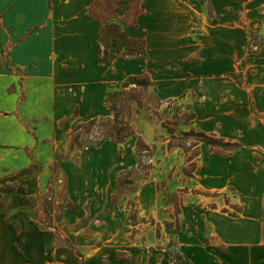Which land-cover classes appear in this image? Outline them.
Wrapping results in <instances>:
<instances>
[{"label": "rangeland", "instance_id": "374dc122", "mask_svg": "<svg viewBox=\"0 0 264 264\" xmlns=\"http://www.w3.org/2000/svg\"><path fill=\"white\" fill-rule=\"evenodd\" d=\"M90 1L0 0V264H264V0H142V56Z\"/></svg>", "mask_w": 264, "mask_h": 264}, {"label": "trees", "instance_id": "16d2710c", "mask_svg": "<svg viewBox=\"0 0 264 264\" xmlns=\"http://www.w3.org/2000/svg\"><path fill=\"white\" fill-rule=\"evenodd\" d=\"M109 1L110 0H108V2L106 3L114 2L115 5H117V7L115 8L113 12L110 11L111 9L107 7L105 9L106 11L103 10V13H100V11L97 10L96 7L94 6L96 5L94 0L92 1L91 6L89 8V12L93 14L100 23V28L97 33V38L105 47L103 54H107L108 40L109 38H111V36H113V38L115 39L130 38L128 37V35L125 34L123 30V26H130L133 28L137 27L138 26L137 17L142 11L139 6L141 0H136L134 4L136 7H135V10L133 9V12L131 10L132 8H134V5H132V7L130 8L128 7V5L131 3V1H135V0H112V2H109ZM103 6H104V3H103ZM127 11L128 13L126 14ZM122 15L123 16L125 15V16L122 18ZM110 20L113 22H110ZM114 21H118V22L114 23ZM130 39H131V42L129 43V46H130L129 50L133 51V53H135V56H142L144 54L145 40H143V38L141 39L130 38ZM98 60L106 61L107 57L104 56L100 59V56H99ZM136 84H138V82H136ZM143 84L144 86H147V87L151 85L148 79H146ZM113 112L116 113L115 108L113 109ZM194 118H195L194 113L190 114L189 119L186 118V122H189V123H185V124H189L188 126H189V129L191 130V133L189 131L180 130L181 134L193 135L195 137L197 144L200 142H204L206 144H209L211 148L215 147V148H220L221 150H226V151H232L235 148H237L238 144L236 142L225 141L222 138L216 137L213 134L205 133L203 130L198 128V125L195 123ZM120 119L121 118H119L118 115H115V116L107 115V116L100 117V118L93 117L87 120L86 122L92 124V126H97V124H99L102 127H104L101 133H99L98 135L99 140L90 141L89 138H85L83 140V139H79L76 136L73 138L72 146L81 147L84 145V143L88 142L91 146L95 147V146H99L102 142H104L107 139H111L119 143L124 142L132 134V129L130 128L129 124L124 119L122 120ZM163 125L166 126V124H163ZM167 129L172 134L173 128L167 127ZM142 146L144 148H142ZM144 149H148V147L147 146L145 147V145L142 143L140 138H138L136 150H137V154L140 155L139 164L143 162V158L145 156L149 155L146 152L145 153L143 152ZM135 216L136 214L135 212H133L132 218H134ZM261 218H262V227L264 229V205H263ZM263 241H264V237H263Z\"/></svg>", "mask_w": 264, "mask_h": 264}, {"label": "crops", "instance_id": "0c3cea01", "mask_svg": "<svg viewBox=\"0 0 264 264\" xmlns=\"http://www.w3.org/2000/svg\"><path fill=\"white\" fill-rule=\"evenodd\" d=\"M92 1L93 0H91L90 1V4H89V6H88V14L90 15V16H92V18L98 23V30H99V28H100V23H99V21L97 20V18L93 15V14H91L90 12H89V8H90V6H91V3H92ZM141 2H142V0H141ZM98 30H97V33H98ZM96 37H97V34H96ZM152 39V38H151ZM226 74L227 75H230V76H232L236 81H237V83L238 84H242L240 81H238L236 78H235V76H234V72H226ZM152 81V80H151ZM248 84V82H246V85ZM154 87H155V90H156V92H157V94H158V89H157V87L154 85ZM184 95H185V93H183V94H181L179 97H183L184 98ZM170 98H173V97H168L167 99H170ZM255 112V111H254ZM194 116H195V114H194ZM196 117V116H195ZM194 120H195V118H194ZM195 122H196V120H195ZM197 123V122H196ZM198 125H199V123H197ZM199 127H200V125H199ZM201 128V127H200ZM201 130H203L204 132H206L204 129H202L201 128ZM211 133V132H210ZM107 141V140H106ZM105 142V141H104ZM103 142V143H104ZM123 143V142H122ZM264 205V204H263ZM263 210V209H262ZM262 210H261V215H262ZM261 221H262V218H261ZM74 249V248H73Z\"/></svg>", "mask_w": 264, "mask_h": 264}]
</instances>
